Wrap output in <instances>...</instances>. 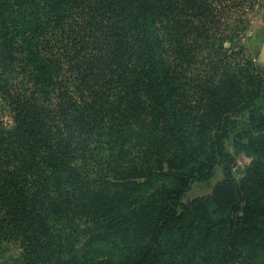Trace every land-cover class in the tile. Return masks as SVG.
Segmentation results:
<instances>
[{
  "label": "trees",
  "instance_id": "1",
  "mask_svg": "<svg viewBox=\"0 0 264 264\" xmlns=\"http://www.w3.org/2000/svg\"><path fill=\"white\" fill-rule=\"evenodd\" d=\"M245 2L0 0V264H264V72L231 14ZM217 164L212 195L183 203ZM98 242L107 258L81 253Z\"/></svg>",
  "mask_w": 264,
  "mask_h": 264
},
{
  "label": "rangeland",
  "instance_id": "2",
  "mask_svg": "<svg viewBox=\"0 0 264 264\" xmlns=\"http://www.w3.org/2000/svg\"><path fill=\"white\" fill-rule=\"evenodd\" d=\"M232 19L237 20L242 18L244 23L239 24L240 39L239 44L245 48V53L248 58L262 69L264 72V0H254L252 5L250 2H245L243 5H235L232 9ZM227 46L229 44L227 43ZM22 77H17L14 80L16 86L21 85L20 80ZM0 114L6 127H11L14 123L13 114L9 106L0 97ZM227 149L229 152L235 154V148L232 141H228ZM254 158L241 150L236 155V165L233 168L234 177L241 179L245 176L247 169L251 166ZM224 178V167L220 164L215 166V175L207 182L195 181L192 183L190 189H188L182 196V202L187 203L197 197L212 195L215 186ZM156 184L160 185L162 180L156 179ZM83 245V244H81ZM112 251L106 247L104 243H96L95 245L86 246L81 249V253L88 255L89 258L95 256L96 260H102L107 258V255Z\"/></svg>",
  "mask_w": 264,
  "mask_h": 264
}]
</instances>
